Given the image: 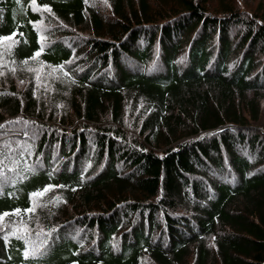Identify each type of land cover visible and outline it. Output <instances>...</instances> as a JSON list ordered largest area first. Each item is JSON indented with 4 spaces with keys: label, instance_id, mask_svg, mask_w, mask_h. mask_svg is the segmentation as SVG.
I'll list each match as a JSON object with an SVG mask.
<instances>
[{
    "label": "trees",
    "instance_id": "trees-1",
    "mask_svg": "<svg viewBox=\"0 0 264 264\" xmlns=\"http://www.w3.org/2000/svg\"><path fill=\"white\" fill-rule=\"evenodd\" d=\"M107 1L110 15L0 0V60L54 69L85 121L1 137L0 228L38 219L43 233L0 230V264H264V0L253 16L232 0ZM43 10L81 43L49 41ZM34 94L0 90L1 114L54 121ZM140 97L129 135L125 104Z\"/></svg>",
    "mask_w": 264,
    "mask_h": 264
},
{
    "label": "rangeland",
    "instance_id": "rangeland-1",
    "mask_svg": "<svg viewBox=\"0 0 264 264\" xmlns=\"http://www.w3.org/2000/svg\"><path fill=\"white\" fill-rule=\"evenodd\" d=\"M92 1L94 3L96 1L102 14H111V7L107 0ZM260 1L261 0H232L237 9L244 11L250 16L257 15L259 13L258 8L260 7ZM219 4L220 2L218 0H209L207 2V7L209 10L215 11V9L218 10ZM39 23L43 33L49 41H62L67 44L72 41V45L75 44L77 46L83 39L81 32H78L75 29H70L65 24L60 23V20L48 10L42 11ZM63 32L68 33L65 34ZM83 34L85 35V32H83ZM59 79V74L50 67H44L42 65L29 67L26 64H17L14 62L11 64L7 62L4 65L0 60V90L11 91L15 88L16 91L21 94L26 88H28L29 84L34 86V103L37 107V111L42 112L46 116H50L51 114L54 119V121L46 120L48 118L36 120L35 117L27 116L25 113H20L16 117H8L11 115L3 116L0 112V139L1 137L16 135L20 131L23 132L21 133V137L25 135L23 139L24 142L28 140H39L43 131L34 128V126H36V122L46 126L66 129H71L76 125L85 122L84 120L77 118L74 107H71L70 105L68 92L62 89V85H54L59 83ZM249 97L253 98V95L250 94ZM146 110L145 101L142 97L136 99V101H133L132 98L127 99L124 115V125L126 127H123V129L129 135L137 136L138 129L140 128L141 121L146 113ZM109 113L111 114L109 111L103 116L101 124H108L107 120L110 115ZM259 117V120L257 122L252 121V124H256L261 133L264 134V97L261 100ZM62 119L66 120V127L61 124ZM21 120H23L22 122H29V130H26L25 125L22 123H20L21 125L16 124L21 122ZM45 148L47 149L50 147ZM56 148L57 146H54L52 150L55 151ZM81 165L82 167L84 165V168L87 167L88 169H91L93 172V168L96 169L97 166L92 159L82 162ZM101 165L102 164H100V166ZM39 223L38 219L31 220L29 223H7L4 227H1L0 230L13 231L16 233L26 234L28 236H38L43 233V229ZM151 264L153 263L151 262Z\"/></svg>",
    "mask_w": 264,
    "mask_h": 264
},
{
    "label": "snow or ice",
    "instance_id": "snow-or-ice-1",
    "mask_svg": "<svg viewBox=\"0 0 264 264\" xmlns=\"http://www.w3.org/2000/svg\"><path fill=\"white\" fill-rule=\"evenodd\" d=\"M37 55H38V53H37ZM37 195H39V194H37ZM25 255H27V253H25Z\"/></svg>",
    "mask_w": 264,
    "mask_h": 264
}]
</instances>
